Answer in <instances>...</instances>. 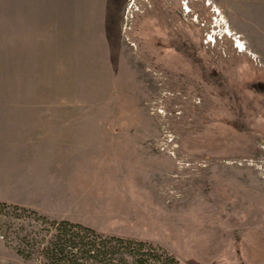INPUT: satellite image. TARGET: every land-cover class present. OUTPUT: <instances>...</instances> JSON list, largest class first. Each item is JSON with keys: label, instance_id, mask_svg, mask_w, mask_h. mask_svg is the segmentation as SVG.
<instances>
[{"label": "rangeland", "instance_id": "rangeland-1", "mask_svg": "<svg viewBox=\"0 0 264 264\" xmlns=\"http://www.w3.org/2000/svg\"><path fill=\"white\" fill-rule=\"evenodd\" d=\"M0 99L75 120L99 235L264 264V0H0ZM59 221L0 203V264H43L16 248Z\"/></svg>", "mask_w": 264, "mask_h": 264}, {"label": "crops", "instance_id": "crops-1", "mask_svg": "<svg viewBox=\"0 0 264 264\" xmlns=\"http://www.w3.org/2000/svg\"><path fill=\"white\" fill-rule=\"evenodd\" d=\"M50 117L45 125L34 124L28 104L0 99V203L96 230L82 214L109 207L110 197L98 192L97 202L89 204L87 188L75 185L82 179L73 175L78 151L86 153L88 147L75 120L58 113Z\"/></svg>", "mask_w": 264, "mask_h": 264}, {"label": "trees", "instance_id": "trees-1", "mask_svg": "<svg viewBox=\"0 0 264 264\" xmlns=\"http://www.w3.org/2000/svg\"><path fill=\"white\" fill-rule=\"evenodd\" d=\"M14 208L27 210L19 206ZM54 225L48 240L44 239L39 244L28 242L33 252L28 253L19 246L17 254L32 259L36 253L43 264H178L174 258L168 263L154 260L142 251L143 244L135 247L122 238L103 237L81 224L61 220ZM186 264L200 263L188 260Z\"/></svg>", "mask_w": 264, "mask_h": 264}, {"label": "built area", "instance_id": "built-area-1", "mask_svg": "<svg viewBox=\"0 0 264 264\" xmlns=\"http://www.w3.org/2000/svg\"><path fill=\"white\" fill-rule=\"evenodd\" d=\"M130 29V28H129Z\"/></svg>", "mask_w": 264, "mask_h": 264}]
</instances>
